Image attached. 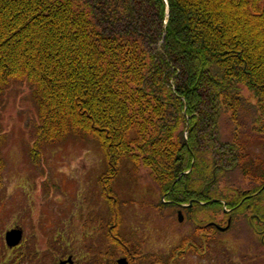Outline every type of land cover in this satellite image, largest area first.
<instances>
[{
	"label": "trees",
	"instance_id": "obj_1",
	"mask_svg": "<svg viewBox=\"0 0 264 264\" xmlns=\"http://www.w3.org/2000/svg\"><path fill=\"white\" fill-rule=\"evenodd\" d=\"M18 82L37 107L34 158L95 141L105 193L126 173L192 201L195 233L224 203L233 228L264 219V158L250 150L264 143V0H0V107ZM5 143L0 108V176Z\"/></svg>",
	"mask_w": 264,
	"mask_h": 264
},
{
	"label": "flooded vegetation",
	"instance_id": "obj_2",
	"mask_svg": "<svg viewBox=\"0 0 264 264\" xmlns=\"http://www.w3.org/2000/svg\"><path fill=\"white\" fill-rule=\"evenodd\" d=\"M113 189L114 192L105 193L101 186L97 197L93 196L89 202H81L75 210L72 222L75 236L77 234L75 251L69 244L62 243L61 249L56 252L49 250L39 253L38 250L29 249L28 252L21 253L19 250L27 240L24 229L15 225L12 228L23 230V239L11 248L5 242L6 248L10 249L9 253L5 249L1 251L0 246V264H264V261L260 262V259L264 260V234H261L264 227L258 228V223L264 219H260L258 213L253 214L254 218L236 219L233 228V208H228L224 203L225 214L222 219L205 221L203 217L199 233H195L193 224L189 221L190 213L187 212L188 207L193 206L192 201L173 204L166 194L157 192L153 187L128 186L126 189ZM141 192L147 195L143 196ZM99 196L102 201L98 199ZM118 197L121 201L116 202ZM159 199L166 202L165 206ZM179 211L184 214V223L179 224L185 227L179 228L175 233H164V217L172 218L174 212L178 214ZM200 214L197 213V216ZM246 220L252 224L256 235L245 233ZM212 222L219 226L227 224L228 228L222 230ZM70 233L72 231L68 232L69 235ZM59 234L64 237L65 231ZM229 234L233 235L238 245L233 250L224 245V240H219L223 235ZM260 234L261 241L258 238ZM221 251L226 253H220ZM225 256L227 260L224 259Z\"/></svg>",
	"mask_w": 264,
	"mask_h": 264
},
{
	"label": "rangeland",
	"instance_id": "obj_3",
	"mask_svg": "<svg viewBox=\"0 0 264 264\" xmlns=\"http://www.w3.org/2000/svg\"><path fill=\"white\" fill-rule=\"evenodd\" d=\"M245 94L249 95L248 92ZM0 108L6 135L3 147L6 165L0 176L1 251L5 249L6 253L10 252L5 245V234L15 225L24 229L27 240L19 250L21 253L29 249L38 250L39 253L49 250L56 252L61 249L62 243L69 244L75 251L77 234L75 236L72 223L74 213L81 202L91 201L101 191L100 178L106 171L103 149L95 141L70 138L61 144L44 146L40 149L41 154L34 158L33 132L38 112L29 84L18 82L10 87ZM255 143L250 150L264 158V143ZM125 174L121 173L114 187H137L128 183ZM144 187L152 186L146 184ZM141 194L147 195L145 192ZM98 199L102 201L100 196ZM174 214L172 218L164 217V233H175L185 227L180 226L177 212ZM61 231H65L64 237L59 234ZM70 231L71 235L68 234ZM232 236L223 235L219 239L224 240V245L231 250L238 247ZM224 259L227 260L226 256ZM263 261L260 259V262Z\"/></svg>",
	"mask_w": 264,
	"mask_h": 264
},
{
	"label": "water",
	"instance_id": "obj_4",
	"mask_svg": "<svg viewBox=\"0 0 264 264\" xmlns=\"http://www.w3.org/2000/svg\"><path fill=\"white\" fill-rule=\"evenodd\" d=\"M179 220H183L181 212H179ZM222 230H226L227 227H219ZM23 238V230L21 228H13L6 233V241L10 247L19 244Z\"/></svg>",
	"mask_w": 264,
	"mask_h": 264
}]
</instances>
